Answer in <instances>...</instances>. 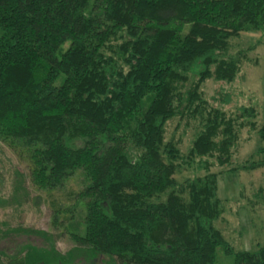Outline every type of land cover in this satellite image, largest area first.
<instances>
[{
	"label": "trees",
	"instance_id": "16d2710c",
	"mask_svg": "<svg viewBox=\"0 0 264 264\" xmlns=\"http://www.w3.org/2000/svg\"><path fill=\"white\" fill-rule=\"evenodd\" d=\"M259 30L264 0H0V140L40 189L83 176L70 205L52 204L76 246L63 254L51 234L32 229L49 246L0 250L7 263L106 255L112 264H211L221 249L233 264H264V244L236 250L216 226L224 211L216 173L175 179L180 160L231 161L234 119L216 111L187 157L165 139L169 120L202 112L208 78L236 77L245 53L225 57L228 39ZM255 114L244 106L240 117ZM260 165L248 159L232 170Z\"/></svg>",
	"mask_w": 264,
	"mask_h": 264
},
{
	"label": "rangeland",
	"instance_id": "374dc122",
	"mask_svg": "<svg viewBox=\"0 0 264 264\" xmlns=\"http://www.w3.org/2000/svg\"><path fill=\"white\" fill-rule=\"evenodd\" d=\"M242 52L245 56L241 58L236 77L231 81L208 78L201 85L202 112L195 117L187 115L169 120L165 139L177 143L187 157L197 133L216 111L234 119L233 126L238 137L231 161L223 165L215 158L206 157L208 166L205 167L198 163V158L192 164L186 163L188 160H180L175 179L181 184L187 178L203 175L207 171L216 173L218 195L224 211L215 224L236 250L254 251L264 244V165L253 170L234 171L232 168L248 159L255 162L264 159V151H260L264 149V138L258 134V129L264 124V30L243 31L228 39L225 57H234ZM244 106H253L255 116L240 117ZM82 180V175H75L58 190L40 189L32 183L27 162L0 140V250L12 255L25 245L49 246L50 240L31 233L32 229L51 234L57 249L63 254L74 248L76 243L66 228L68 222L54 223L53 205L54 199L61 200V209L70 205V191L78 188ZM167 194L168 191L151 199L165 200ZM78 204L85 209V202ZM79 212L75 213V219L84 231L85 224ZM112 262L108 256L101 255L91 263L78 257L75 263ZM6 263L7 259L0 255V264ZM233 263L234 257L219 249L217 259L211 264Z\"/></svg>",
	"mask_w": 264,
	"mask_h": 264
}]
</instances>
